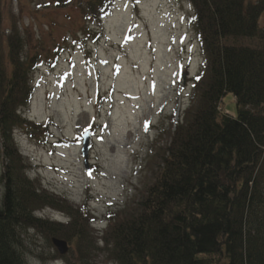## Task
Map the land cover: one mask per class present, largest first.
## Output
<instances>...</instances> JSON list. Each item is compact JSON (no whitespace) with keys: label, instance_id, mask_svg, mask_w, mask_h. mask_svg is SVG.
I'll return each instance as SVG.
<instances>
[{"label":"trees","instance_id":"trees-1","mask_svg":"<svg viewBox=\"0 0 264 264\" xmlns=\"http://www.w3.org/2000/svg\"><path fill=\"white\" fill-rule=\"evenodd\" d=\"M1 1L0 264H29V231L50 246L65 241L73 261L52 256L65 264H95L98 251L113 264H264V0H186L204 56L189 80L190 104L174 130L160 129L166 140L147 158L151 182L107 213L98 240L89 209L27 175L14 132L45 143L49 123L20 113L32 97L38 52L23 57L25 43L14 24L4 26ZM114 1L87 0L85 18L98 22ZM240 39L258 46L228 43ZM226 94L235 100L234 116L220 111ZM46 209L66 220L37 214Z\"/></svg>","mask_w":264,"mask_h":264},{"label":"rangeland","instance_id":"rangeland-1","mask_svg":"<svg viewBox=\"0 0 264 264\" xmlns=\"http://www.w3.org/2000/svg\"><path fill=\"white\" fill-rule=\"evenodd\" d=\"M64 1L62 8H56L54 0L1 1L4 26L14 24L25 43L23 57L31 48L38 52L31 75L32 97L20 113L36 123L53 124L48 145L19 130L14 140L30 179L76 207L86 204L90 191L97 198L91 211L99 216L105 210L102 204L114 202L118 207L151 182L147 158L153 155V146L166 140L160 129L174 130L190 104L189 79L184 85L181 74L175 75L170 65L179 55L176 41L186 35L194 47L193 62L204 56L186 0H116L101 22L85 18L87 0ZM168 10L170 15L165 14ZM179 14L184 17L180 22L175 18ZM259 25L264 27V14ZM89 28H97L100 34ZM122 40L127 41L123 52L117 46ZM228 43L258 46L255 40ZM85 46L93 50L94 69L86 65ZM172 46L173 58L169 56ZM66 55L72 58L71 65L64 63ZM53 59L55 68L50 65ZM191 66L187 77L197 72L196 64ZM59 73L66 77L64 83L57 82L54 74ZM220 111L236 113L231 94L223 96ZM88 130L93 139L86 171L80 152L81 138ZM38 215L51 220L66 217L51 209ZM104 227L94 231L97 240ZM25 242L29 264H65L63 259H52L55 248L35 232L29 231ZM98 247L103 248L101 242ZM62 256L74 259L70 251ZM93 259L95 264H113L104 251L96 252Z\"/></svg>","mask_w":264,"mask_h":264},{"label":"water","instance_id":"water-1","mask_svg":"<svg viewBox=\"0 0 264 264\" xmlns=\"http://www.w3.org/2000/svg\"><path fill=\"white\" fill-rule=\"evenodd\" d=\"M88 149H89V133H86L83 136V148L81 150V154L84 158V165L86 169H88ZM51 242L60 255L67 254L68 245L65 241L59 239H52Z\"/></svg>","mask_w":264,"mask_h":264},{"label":"bare ground","instance_id":"bare-ground-1","mask_svg":"<svg viewBox=\"0 0 264 264\" xmlns=\"http://www.w3.org/2000/svg\"><path fill=\"white\" fill-rule=\"evenodd\" d=\"M162 46V45H161Z\"/></svg>","mask_w":264,"mask_h":264}]
</instances>
